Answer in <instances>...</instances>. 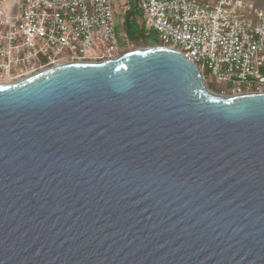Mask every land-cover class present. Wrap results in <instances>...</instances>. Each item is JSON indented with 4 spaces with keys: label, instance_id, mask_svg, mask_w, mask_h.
<instances>
[{
    "label": "water",
    "instance_id": "obj_1",
    "mask_svg": "<svg viewBox=\"0 0 264 264\" xmlns=\"http://www.w3.org/2000/svg\"><path fill=\"white\" fill-rule=\"evenodd\" d=\"M0 264H264V93L161 46L0 84Z\"/></svg>",
    "mask_w": 264,
    "mask_h": 264
},
{
    "label": "built area",
    "instance_id": "obj_2",
    "mask_svg": "<svg viewBox=\"0 0 264 264\" xmlns=\"http://www.w3.org/2000/svg\"><path fill=\"white\" fill-rule=\"evenodd\" d=\"M134 7L160 46L180 51L204 80L229 96L264 93V8L246 0H0V84L117 58L118 20Z\"/></svg>",
    "mask_w": 264,
    "mask_h": 264
},
{
    "label": "trees",
    "instance_id": "obj_3",
    "mask_svg": "<svg viewBox=\"0 0 264 264\" xmlns=\"http://www.w3.org/2000/svg\"><path fill=\"white\" fill-rule=\"evenodd\" d=\"M246 1L252 2L257 8H264V0ZM119 24L122 26V34L119 39L121 54H125L123 53L124 51L122 52V49L127 44H130L133 47H136L138 45H145L148 47L160 46V42L156 33L147 29L146 24L143 20L142 13L136 7H134L131 12L122 17L120 19V23H118V26ZM121 39L123 40V42H121Z\"/></svg>",
    "mask_w": 264,
    "mask_h": 264
},
{
    "label": "rangeland",
    "instance_id": "obj_4",
    "mask_svg": "<svg viewBox=\"0 0 264 264\" xmlns=\"http://www.w3.org/2000/svg\"><path fill=\"white\" fill-rule=\"evenodd\" d=\"M264 2V1H263ZM119 3L117 1H115L113 3L114 7H116ZM118 23H120V19L118 20ZM118 32L119 34L121 35L122 34V26L119 24L118 26ZM156 37V35H155ZM121 42H123V40L121 39ZM148 46H145V45H138L136 47H133L132 45L130 44H127L123 49H122V52L123 53H128L130 51H134V50H137V49H140V48H146ZM121 55V51L118 53V55ZM115 56V55H114ZM107 60V58H106ZM205 74H207V71H205ZM206 76V79L204 80L205 81V84L207 86V88L211 91V92H214L218 95H221V96H229V94L227 93V91L225 90L226 89V85L225 84H221V83H218L216 81H213L211 80V78H209V76L205 75Z\"/></svg>",
    "mask_w": 264,
    "mask_h": 264
},
{
    "label": "flooded vegetation",
    "instance_id": "obj_5",
    "mask_svg": "<svg viewBox=\"0 0 264 264\" xmlns=\"http://www.w3.org/2000/svg\"><path fill=\"white\" fill-rule=\"evenodd\" d=\"M121 55H122V54H121ZM48 69H50V68H48ZM48 69H37L35 72H32V73L28 74L27 76H25V77H23V78H21V79H17V80H14V81L6 82V83H3V84H10V83H15V82H18V81H22V80H25V79H27V78H30V77H32V76L38 74V73H41V72H43V71H46V70H48Z\"/></svg>",
    "mask_w": 264,
    "mask_h": 264
}]
</instances>
